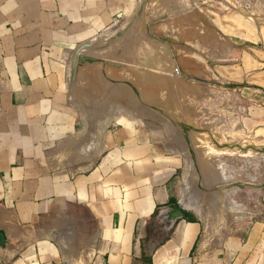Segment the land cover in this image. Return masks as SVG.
<instances>
[{
    "label": "crops",
    "instance_id": "0c3cea01",
    "mask_svg": "<svg viewBox=\"0 0 264 264\" xmlns=\"http://www.w3.org/2000/svg\"><path fill=\"white\" fill-rule=\"evenodd\" d=\"M136 2L0 0V264H264V193L251 216L210 227L183 202L180 145L154 133L165 127L143 98L134 109L127 94L101 104L107 81L134 89L132 75L87 74L77 101L91 104L75 100L76 49ZM242 52L244 126L264 146V45ZM176 203L183 218L166 232L160 210Z\"/></svg>",
    "mask_w": 264,
    "mask_h": 264
},
{
    "label": "rangeland",
    "instance_id": "374dc122",
    "mask_svg": "<svg viewBox=\"0 0 264 264\" xmlns=\"http://www.w3.org/2000/svg\"><path fill=\"white\" fill-rule=\"evenodd\" d=\"M110 33L114 36L112 39L101 40ZM101 37L92 41L97 55L82 52L97 63L80 70L81 80H74L77 88L73 90L79 93V84H82L80 90H86L83 82L87 74L94 79L103 74L128 73L132 75L134 89L107 81L102 93L124 88L119 90L123 97L125 92H130L128 95L140 102L143 98L145 106L150 104L157 108L148 102L149 88L157 87L158 90L153 88L154 96L160 102L175 103L176 114L169 118L178 136L168 131L170 121L146 117L165 127V131L154 130L156 135L159 131V137L180 145L185 162L181 175L183 202L206 213L204 217L210 227L227 228L232 221L251 216L249 205L264 193V146L253 137L255 133L244 126L252 115L238 97L239 89L245 84L237 75L239 62L244 61L237 59L247 45H264V0H137L132 13ZM153 59L159 60L158 63ZM152 62L158 65L152 66ZM249 62L246 61V65L250 70L253 66ZM113 64L120 65L122 70L112 67ZM141 73L166 79L162 83L151 76L143 78ZM116 90L113 92L119 93ZM170 147L176 151L175 147ZM198 153L203 158L201 165ZM237 187L239 191L232 193ZM190 188L197 190L201 198L188 195ZM211 193H214V201L219 199L216 211L214 207L204 206ZM237 198L245 203L239 204ZM208 209L217 212L215 216L213 213L215 220Z\"/></svg>",
    "mask_w": 264,
    "mask_h": 264
},
{
    "label": "bare ground",
    "instance_id": "6f19581e",
    "mask_svg": "<svg viewBox=\"0 0 264 264\" xmlns=\"http://www.w3.org/2000/svg\"><path fill=\"white\" fill-rule=\"evenodd\" d=\"M113 34H114V32H113ZM113 34H106V35H104V36H100L101 37V40L102 41H109L110 39H112L114 36H113ZM99 43V42H98ZM110 47V46H109ZM100 49V48H99ZM84 52L86 51L87 53H90L91 55H97L98 53V51L96 50V48H85L84 50H83ZM91 55H89V56H91ZM95 58V57H94ZM159 59V58H158ZM154 60V59H153ZM154 61H157V63H158V61L159 60H154ZM161 62H163V61H161ZM153 64H152V66H154L155 65V67L158 65H156L154 62H152ZM161 64V63H160ZM151 65V64H150ZM142 74V73H141ZM140 75V74H139ZM141 77H146V76H148V74L147 75H145V74H142V75H140ZM151 76V78H155L154 76H153V74L151 75V74H149V76L148 77H150ZM147 77V78H148ZM161 77V76H160ZM160 77H158V75H157V78H155L157 81H158V79L160 80ZM142 78V79H143ZM74 79H76V80H81V73H80V71H79V66L77 67V69H76V72H75V76H74ZM117 79V78H116ZM162 79V78H161ZM166 78H164L163 80H165ZM163 80H160L161 82L163 81ZM159 81V84L161 83ZM78 82V81H77ZM164 82V81H163ZM162 82V83H163ZM83 83H85V82H83ZM161 83V84H162ZM160 84V85H161ZM164 84H166V82L164 83ZM84 85V84H83ZM82 87V84L80 85L79 84V88H81ZM112 87V86H111ZM149 87H150V85H149ZM148 87V88H149ZM152 87V86H151ZM149 88V90L150 91H148V94H149V92H151V94L148 96L149 97V103H151V104H154V105H156V107L157 108H155V106H151L150 104H147V106H145V108H144V111H145V115H147V116H151V117H158V119L157 120H160L159 118H162L163 120H160V121H162V122H165V121H170L171 119L169 118V116H171V115H175L176 114V108H175V103H171V100L167 103H162V102H160L159 101V99L157 98V97H155L154 96V93L156 94V91H154V89L155 90H158V89H156V88ZM77 88V87H76ZM75 88V89H76ZM119 88V87H118ZM122 91H123V89L124 88H120ZM120 89H118V90H116V89H110V91L108 90V92L107 93H102V95H101V97L103 98L100 102H101V104L102 105H112L113 103H120V100H121V97H123V95L122 94H120ZM147 89V88H146ZM77 90H79V89H77ZM119 91V93H115V92H113V91ZM125 91H126V89H125ZM128 91V90H127ZM146 91V92H147ZM76 93V92H75ZM124 93V92H123ZM130 92H128V94H129ZM78 96H76V98H75V100L77 101V97H79V93H76ZM125 94H127L126 92H125ZM127 94V95H128ZM85 95V94H84ZM92 95V94H91ZM124 96H126V95H124ZM129 97H130V99H131V104H133V106H135V107H133L132 109H134V108H136V106L138 107L140 104H141V102L134 96V97H132L131 95H129ZM81 98V97H80ZM125 98V97H124ZM172 99V98H171ZM78 100H80V99H78ZM125 100H127V99H125ZM85 101L86 102H84V103H82L81 101H77L78 103L79 102H81V107L82 108H84V106H86V105H88L89 104V106H90V104H91V99L90 98H86L85 99ZM76 102V103H77ZM172 102H173V100H172ZM121 103H123V102H121ZM139 104V105H138ZM78 105V104H77ZM80 105H79V107H80ZM123 105V104H122ZM100 106V105H99ZM127 106V105H126ZM114 107V106H113ZM159 107V108H158ZM88 108V107H87ZM93 108V107H92ZM115 108V107H114ZM161 108V109H160ZM178 108V107H177ZM138 109V108H137ZM137 109H135V110H137ZM106 110V109H105ZM140 110V109H139ZM176 110V111H175ZM103 113V112H102ZM133 113V112H132ZM142 113V112H141ZM106 114V113H105ZM136 114V113H135ZM103 115V114H102ZM111 115V114H110ZM85 116V115H84ZM99 116V115H98ZM104 116V115H103ZM132 116V115H131ZM107 117V116H106ZM176 117V116H175ZM172 118V117H171ZM86 119V118H85ZM104 119H105V117H104ZM156 120V119H155ZM176 120V119H175ZM106 121V120H105ZM110 122V121H109ZM157 122V121H156ZM171 122V121H170ZM91 124V123H90ZM167 126H168V131L170 132V133H173V135L174 136H178L177 135V130H176V128H175V126H174V124L171 122V124L169 125V124H167ZM179 126V125H178ZM99 130V129H98ZM158 133H159V135L161 134V132H157V135H158ZM94 134V133H93ZM95 134H96V132H95ZM180 134V133H179ZM97 136H98V134H97ZM102 137V136H101ZM100 141V140H99ZM64 143V142H63ZM183 146V145H182ZM188 146V145H187ZM190 148V147H189ZM192 148V147H191ZM59 150V149H58ZM184 150L185 151H187V153L189 154V152H188V150H187V147H185L184 146ZM63 152V151H62ZM61 152V153H62ZM66 152V151H65ZM65 154V153H64ZM189 157V156H188ZM198 159H199V163H200V165H201V162H202V160H203V158L201 159V156L199 155V153H198ZM194 165V164H193ZM196 173V172H195ZM195 176V175H194ZM193 177V176H192ZM197 177V176H196ZM192 179V178H191ZM190 179V180H191ZM194 179V178H193ZM196 179H198V178H196ZM192 181V180H191ZM190 181V182H191ZM192 182H194V181H192ZM191 182V183H192ZM213 182V181H212ZM192 184H194V183H192ZM191 184V187H195V186H193ZM187 186V185H186ZM188 187V186H187ZM190 187V186H189ZM191 189V188H190ZM194 189H191V190H189V192L191 191V193H189L187 190V194L188 195H194L196 198H199L200 196V194H199V192L196 190H194ZM193 193V194H192ZM205 193V192H204ZM211 194H212V196H211ZM211 194H208V196L206 197V200H205V202H204V204H202V205H204L205 207H207V208H213L214 207V209L215 208H217L218 209V207H217V205H218V201H219V199H217L218 201H214V198H213V195H214V193H211ZM217 194V193H216ZM194 196H191V198H193ZM189 197V196H188ZM195 198V199H196ZM201 198V197H200ZM194 199V200H195ZM193 200V199H192ZM193 200V201H194ZM198 202V199H196L195 200V202ZM200 201V200H199ZM221 201V200H220ZM196 202V203H197ZM201 202V201H200ZM224 203V202H223ZM201 205V204H200ZM203 206V207H204ZM197 207V206H196ZM202 207V208H203ZM197 209H200L199 207L197 208ZM204 209V208H203ZM204 210H206V208L204 209ZM209 210V209H208ZM213 209H211V211H212ZM210 210H209V213L211 214L212 212H211ZM215 211H216V209H215ZM214 213V216H215V213L217 214V212H213ZM213 213L211 214L212 215V217H213ZM206 214V213H205ZM204 214V215H205ZM210 214L208 215L209 217H210ZM218 214H219V212H218ZM207 215V214H206ZM218 215H216V218H218L217 217ZM220 217V216H219ZM206 218V217H205ZM214 218V217H213ZM210 219V218H209ZM212 220V219H211ZM214 220H215V218H214ZM212 222V221H211ZM210 222V223H211ZM214 223H215V221H214Z\"/></svg>",
    "mask_w": 264,
    "mask_h": 264
},
{
    "label": "water",
    "instance_id": "95a60500",
    "mask_svg": "<svg viewBox=\"0 0 264 264\" xmlns=\"http://www.w3.org/2000/svg\"><path fill=\"white\" fill-rule=\"evenodd\" d=\"M94 44L92 42L90 43H85L78 47L74 53L73 59H72V75L73 78L75 76L76 69L79 65L83 63H88V62H94V59L87 57L85 55H82V52L85 48H94ZM184 215V211L181 207L180 204H170L167 205L166 207H163L160 210L159 216L162 219V222L164 223V230L166 232H170L178 220L182 219ZM5 234L3 232H0V246L5 245Z\"/></svg>",
    "mask_w": 264,
    "mask_h": 264
}]
</instances>
